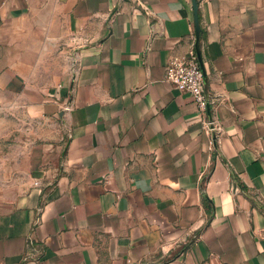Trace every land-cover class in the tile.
<instances>
[{"label":"crops","instance_id":"0c3cea01","mask_svg":"<svg viewBox=\"0 0 264 264\" xmlns=\"http://www.w3.org/2000/svg\"><path fill=\"white\" fill-rule=\"evenodd\" d=\"M197 1L211 135L192 0H0V264H264V0Z\"/></svg>","mask_w":264,"mask_h":264},{"label":"built area","instance_id":"2783aa9c","mask_svg":"<svg viewBox=\"0 0 264 264\" xmlns=\"http://www.w3.org/2000/svg\"><path fill=\"white\" fill-rule=\"evenodd\" d=\"M166 80L180 91L193 96L204 119L205 132L208 135L214 133L217 130V124L208 118L211 102L197 52L192 51L188 57L172 60L166 67Z\"/></svg>","mask_w":264,"mask_h":264},{"label":"water","instance_id":"95a60500","mask_svg":"<svg viewBox=\"0 0 264 264\" xmlns=\"http://www.w3.org/2000/svg\"><path fill=\"white\" fill-rule=\"evenodd\" d=\"M192 1H193V6H194V12H195L196 52H197L199 64H200L202 72L204 74L205 83H206V73H205V69H204V64H203L202 54H201V46H200V42H201V39L203 36V30L201 28L200 20H199V4H198L197 0H192Z\"/></svg>","mask_w":264,"mask_h":264}]
</instances>
